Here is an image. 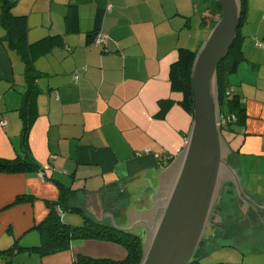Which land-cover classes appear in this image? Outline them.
<instances>
[{"label":"crops","instance_id":"crops-1","mask_svg":"<svg viewBox=\"0 0 264 264\" xmlns=\"http://www.w3.org/2000/svg\"><path fill=\"white\" fill-rule=\"evenodd\" d=\"M8 1L13 14L27 16L28 30L23 39L8 37L0 3V157L28 153L43 169L0 171V254L14 247L13 254L39 255L25 247L40 243L36 226L49 212L47 201L57 200L62 187L74 190L69 204L82 209L64 210L65 222L80 225L85 213L114 227L145 226L160 178L187 144L193 122L182 93L171 88L170 66L180 48L198 50L205 41L218 19L214 1ZM243 1L236 47L241 59L228 82L247 117L224 135L227 161L242 191L231 182L224 185L215 218L219 224L198 247L224 239L236 244L242 259L211 264H248L244 257L254 251L250 243L264 261V48L256 46L264 39V0ZM70 3L79 9L77 32L67 17ZM94 29L104 43L88 41ZM54 35L62 36L59 44L32 55V43ZM28 61L40 76L38 115L24 145L21 108ZM164 100L168 107L159 114ZM21 195L33 198L15 202ZM229 204L237 205L236 212ZM79 255L123 260L127 249L107 240L76 239L68 250L39 255L40 264H79Z\"/></svg>","mask_w":264,"mask_h":264},{"label":"water","instance_id":"water-1","mask_svg":"<svg viewBox=\"0 0 264 264\" xmlns=\"http://www.w3.org/2000/svg\"><path fill=\"white\" fill-rule=\"evenodd\" d=\"M216 1L220 18L199 47L192 68L194 108L188 141L160 178L148 212L151 222L145 224L140 264H189L211 222L222 186L231 182L238 193L242 191L240 178L227 161L229 149L218 123L217 76L238 36L242 0Z\"/></svg>","mask_w":264,"mask_h":264},{"label":"trees","instance_id":"trees-1","mask_svg":"<svg viewBox=\"0 0 264 264\" xmlns=\"http://www.w3.org/2000/svg\"><path fill=\"white\" fill-rule=\"evenodd\" d=\"M214 1L213 11L217 16H220L221 8L216 0ZM2 7V22L8 30V37L16 34L20 39L26 37L27 34V16L15 15L12 12V3L8 0H0ZM245 2L242 0V15L240 24L244 19ZM67 17L70 21V28L77 32L80 29L79 9L75 4H69ZM101 16L98 15L99 22ZM97 29L90 32L88 41L94 43ZM62 36H46L39 41L31 44V52L34 56H39L49 52L56 44H59ZM237 40L229 50L227 56L220 62L218 66V97L220 102V111L234 115V119L230 120L222 130L228 129L234 123H244L247 113L242 105L239 96L232 94L229 87L228 76L237 70L241 56L238 53ZM198 50H190L180 48L178 58L170 66V82L171 88L175 91H180L183 95L182 105L185 110L193 116L194 96L192 85V68L194 59ZM27 79L28 88L24 95L23 106L21 108L22 117L24 118L21 137L23 144L27 145V135L31 125L38 115L37 111V95L39 88L36 85V79L39 78V73L31 61L27 64ZM230 91V94L227 92ZM159 114H162L168 107L167 102L161 101ZM27 153V152H26ZM38 169H43L33 159L31 155L19 153L14 159L0 157L1 172H30ZM74 194V190L69 187H62L61 193L57 200L47 201L49 212L44 220L37 224V229L40 234V243L34 246H27L25 249L35 250L41 257L51 255L60 251L68 250L72 242L76 239H100L112 241L122 244L127 249V256L123 260H115L111 258H92L79 255L77 262L79 264H140L143 257L144 236L135 230H120L110 224L99 222L88 215L83 214L84 220L80 225L65 222L60 215L64 210L81 211L78 207H72L69 204L68 198ZM32 196H18L15 202L32 200ZM21 249V248H20ZM14 247L1 253L13 254ZM20 251V250H19ZM189 264H202L200 258L196 257Z\"/></svg>","mask_w":264,"mask_h":264},{"label":"rangeland","instance_id":"rangeland-1","mask_svg":"<svg viewBox=\"0 0 264 264\" xmlns=\"http://www.w3.org/2000/svg\"><path fill=\"white\" fill-rule=\"evenodd\" d=\"M219 18H220V16L218 17V19ZM222 132H223V135H225L227 133L225 129L222 130ZM220 192H222V190ZM221 195L222 194L219 195L218 201L216 203V204H218V206L221 203V198H220ZM229 205L236 212L237 205L236 204H232V205L229 204ZM229 205H227V207ZM216 207L217 206L215 205V208ZM214 211H215V209H214ZM214 211H213V213L211 215V219H210V221H212V222L215 220V218L213 220V216L215 214ZM75 215H78V214L76 213ZM150 222L151 221L148 220L147 223L150 224ZM213 223H212V226L216 225L215 223L214 224ZM142 226L145 227L144 225H142ZM263 229H264V227H263ZM210 230L211 229L209 228V230L205 234V237H203V239H202V243L204 246L208 242V240L205 238L210 237L209 236V233H211ZM135 231L140 233L139 229H137ZM145 232H146L145 229L141 231L142 235L144 236V241L146 238ZM225 244H227V246ZM250 244H251L250 249L254 250V251L250 252L249 254H247L246 257H244L245 262L248 264H257V263L264 264V261L261 260L262 256L259 255V253L257 252L258 248H253L252 247L253 244L252 243H250ZM204 246H202V248ZM202 248L198 249L199 251L196 252L197 255L201 256L202 264H211V263H215V262L218 263L219 261H224V260L225 261L231 260L232 262H237V261H240L242 259V254H239L240 251L236 250V249H238L236 247V244L233 242L224 240V239H219V238L215 239L213 242H209V244L206 247H204L203 249ZM10 260H13L14 264H40L42 261V259L40 258L39 255L34 254V253H30L29 251H22V252H19L18 254H13V255L8 254V253H1L0 254V264H9ZM254 262H256V263H254Z\"/></svg>","mask_w":264,"mask_h":264},{"label":"built area","instance_id":"built-area-1","mask_svg":"<svg viewBox=\"0 0 264 264\" xmlns=\"http://www.w3.org/2000/svg\"><path fill=\"white\" fill-rule=\"evenodd\" d=\"M105 42V38L102 35L97 34L95 36V40L94 43H104ZM256 46L260 47V48H264V39L263 40H258L256 42ZM78 75H75L76 80L78 79ZM227 94H230V91L227 92ZM234 119V115H230V114H226L224 112H219V119H218V123L219 126L223 129V127H225L227 125V123Z\"/></svg>","mask_w":264,"mask_h":264},{"label":"flooded vegetation","instance_id":"flooded-vegetation-1","mask_svg":"<svg viewBox=\"0 0 264 264\" xmlns=\"http://www.w3.org/2000/svg\"><path fill=\"white\" fill-rule=\"evenodd\" d=\"M224 185H225V184H224ZM224 185H223L222 188H221L222 191H223V189H225V186H224ZM220 198H221V196H220ZM216 206H217V207L215 208V211H214L215 214H214V216H213V220H214V218H217V215H219L220 210H221V206H220V205L218 206V204H216ZM213 222H214L216 225L219 224L216 220H214ZM213 222H212V221L210 222V224H209V226L207 227V229H206V231H205L203 237H205V234H206V232L209 230V228L212 227V223H213ZM214 223H213V224H214ZM137 229H139V230H141V229L144 230V229H145V230H146L145 227H138V228H133V229H129V230H137ZM142 230H141V231H142ZM145 233H146V232H145Z\"/></svg>","mask_w":264,"mask_h":264}]
</instances>
